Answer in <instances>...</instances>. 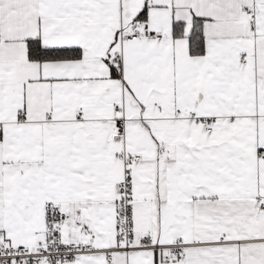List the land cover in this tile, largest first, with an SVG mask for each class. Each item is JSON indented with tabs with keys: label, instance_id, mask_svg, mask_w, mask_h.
Masks as SVG:
<instances>
[{
	"label": "snow or ice",
	"instance_id": "snow-or-ice-1",
	"mask_svg": "<svg viewBox=\"0 0 264 264\" xmlns=\"http://www.w3.org/2000/svg\"><path fill=\"white\" fill-rule=\"evenodd\" d=\"M0 264H264V0H0Z\"/></svg>",
	"mask_w": 264,
	"mask_h": 264
}]
</instances>
